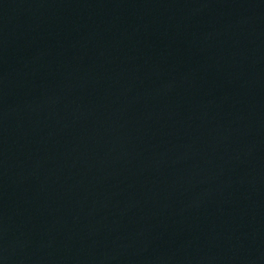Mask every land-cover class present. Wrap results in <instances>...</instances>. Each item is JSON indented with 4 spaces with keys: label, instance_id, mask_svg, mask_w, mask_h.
I'll return each mask as SVG.
<instances>
[{
    "label": "water",
    "instance_id": "obj_1",
    "mask_svg": "<svg viewBox=\"0 0 264 264\" xmlns=\"http://www.w3.org/2000/svg\"><path fill=\"white\" fill-rule=\"evenodd\" d=\"M0 264H264V0H0Z\"/></svg>",
    "mask_w": 264,
    "mask_h": 264
}]
</instances>
